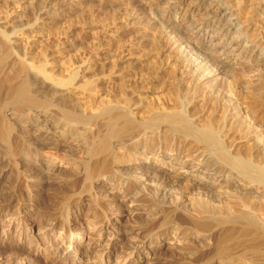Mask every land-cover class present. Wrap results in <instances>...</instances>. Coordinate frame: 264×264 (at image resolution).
Masks as SVG:
<instances>
[{
	"label": "rangeland",
	"instance_id": "rangeland-1",
	"mask_svg": "<svg viewBox=\"0 0 264 264\" xmlns=\"http://www.w3.org/2000/svg\"><path fill=\"white\" fill-rule=\"evenodd\" d=\"M142 1L0 0V34L7 38L9 46L6 59L0 63L2 75H7L4 76L5 78L0 75V113H6L4 110L11 108L16 102V99L13 98L15 93L12 92L21 82L23 83L25 75L26 84L30 87V91L35 93L41 101L45 100L54 106V108L38 109V112H46L48 115L41 117L35 124L32 122L35 129L32 128L31 134H34L38 128L41 130L39 135H42L40 142L47 144L57 141L65 145L68 143L72 148H64L61 154L65 155L67 150L73 151L75 154L71 161L56 162L53 165L42 159H26L22 153L25 149H34L35 146L30 145L34 143L33 137L26 138V141H30L29 144L28 142L23 143L18 138H13L14 131L3 124V127L7 129L6 131L4 128L0 130L3 133L0 135H4L3 138L0 136V205H3L13 196L28 195L26 186H29L30 189L28 190L33 193V196L43 199L44 213H52L57 208L63 194L71 190L72 186V189L75 187L76 192H80L83 187L90 183L86 180L88 179L86 175L89 166L92 164V167L95 161L103 155L100 152L91 155L92 151L90 152L87 146L84 152L82 150L77 151L75 147L81 145L78 144L80 143L78 137H86L85 140L88 144L94 147L110 130L103 126V123L109 120L107 116L116 117L114 127L118 128L122 124V122L120 123L122 117H119L122 116V113L132 115L136 121L140 122L151 111L171 109L178 98L181 101H188L185 104L190 102V106L187 108V111L189 110L188 115L195 119L194 121L198 126H202L204 122L206 123L210 119V116L219 119V115L222 116L226 111L228 112L230 108L227 101L229 102V97L234 94L233 97L242 100L240 103L243 102L241 104L247 107V110L245 109L246 119L240 118L242 123L239 122L244 127L247 126L248 131L252 130L247 131L248 136L244 142L236 140L237 142L228 144V147L234 148L231 149L234 155L235 153L236 155L245 153L241 156H259L255 154L257 152L254 151V149L256 150L254 146L257 147L255 143L259 140L264 142L261 140L264 139V137L261 138L264 135V94H258V97L255 95L256 99L259 98L257 102L259 101L260 104L257 103L252 106L248 101L249 98L246 99L249 95L245 94L248 95L245 97L243 93L246 89L249 90L253 87L258 89L260 86H264V0H202L203 3L201 0ZM220 5L224 7L221 10H219ZM155 10L156 13L159 10L160 12L169 11L171 18L175 19V24L186 27L195 24L207 30V34L212 40L211 50L215 52L216 60L219 61L220 59L225 62V65H228L226 66L227 70L229 69L228 74L226 73L227 76L220 75L222 78L217 77L219 82H217V78H215L216 80L209 78L204 81H207L206 83H202L203 81L201 82L197 78L198 75L195 76L192 74L193 72L190 73V70H193L189 68L190 64L187 57L182 54L181 49L180 51L179 48H171L172 45L165 35L166 29L160 27L156 22ZM259 55L261 56L259 57ZM18 65H21V69L12 74L11 69ZM221 81H224V84ZM220 85H224V89L226 86L225 90L228 91L223 90V92L225 91L223 94H227L220 104H225L215 108L217 110L215 112L213 103L220 101L217 97L223 89ZM206 88L207 90H205ZM211 88L214 90L215 97L213 94H208V89ZM231 90L232 95L231 92L229 93ZM236 92H241V94H236ZM227 96L229 99L226 98ZM208 97L212 99L207 100ZM214 99L216 101H212ZM191 100L193 101L191 102ZM246 100L249 106L245 103ZM254 106L255 108H253ZM221 109L225 112L219 111ZM220 112H223L222 115ZM60 113H69L74 115L76 119L88 118L89 120L91 117L90 122H93L95 116H100L96 118L99 123L100 121L102 123V125L98 123L97 138L94 137V140L90 141L88 136L87 139V136L83 134V131H87V129L80 124L75 128L76 133L79 134L66 135L70 127H65L61 130L66 136H60L61 130L55 127L59 123L62 124ZM235 113L233 110L230 112L232 115ZM195 115L196 117H193ZM118 117L120 120L117 121ZM104 125L108 126L107 123ZM114 127L112 125L111 129H115ZM165 130L167 129L164 126L160 128L161 135L165 133L164 135L167 136ZM47 132L48 134H46ZM225 132L228 133V127L222 132L223 136H228V134H224ZM250 134L251 138L249 137ZM255 136L260 139L258 140ZM229 139L231 140V137ZM256 139L257 142H254ZM252 143L254 144L252 145ZM170 147L175 150L178 149V145L173 144ZM249 147L251 150L248 149ZM187 149L188 146L184 147L183 145L179 156L174 154L171 156L169 151L160 153L156 151V146L149 147L143 143L141 146L131 148V152L140 155L141 158L143 155L145 160L135 159L133 162L126 159L125 162L131 164L129 166L122 165L118 168L119 172L125 173H122L123 176L121 175L123 180L127 178L131 180L132 189L129 187L126 191L123 186L121 187L122 190L113 188L112 185L105 182L104 187L95 184L94 190L97 194L108 196L100 201L99 204L102 205V208L112 209V206L118 205V201H120L119 204L124 207L123 210L130 213H127L128 216L125 217L110 218L111 222L118 224L122 230L129 232V235L121 234L118 238L109 239L106 233H100L99 236H96L95 231H86L87 236L84 239L82 249L84 255H81L80 258L77 256L73 264H99V259L94 258L95 253L109 245H114L115 248L111 249L108 264H113L115 258L120 259L123 251L131 248L132 245L141 247V256L131 264H201L195 259V254L199 250L201 251V246L204 245L200 237L198 238L193 234L184 237L181 235L182 237L179 238L174 237L171 233L167 235L165 232L167 226H162L164 215L159 212L158 208L151 209V204L146 200L140 201L142 204L140 202L132 203V200L137 199L140 195L148 197L147 192L149 190L147 189L152 191L148 176L143 179L145 182L131 179L132 173L138 168L144 169L145 167L150 173L155 171L160 176V181L168 184L170 192L175 189L172 194H176L175 192L178 191L179 195L184 196L182 206L190 204L191 196L186 190L194 183L201 186L213 185L215 181L210 176L212 174L201 179L200 176L192 175L189 168L180 170V162L186 161L184 156ZM247 149L250 150L251 155L250 153L246 154ZM261 156L260 158H264V155ZM108 163L99 166L110 168V163ZM195 163L192 161L190 166H194ZM124 168L127 171H124ZM52 169L59 170L54 171ZM131 169L134 170L131 171ZM221 176L217 181V183L221 181V185L232 180L228 173L224 174L223 178ZM170 185H174V187ZM185 186L187 187L184 188ZM139 188H142V192L145 191L140 194ZM219 188L215 189L216 192L220 190ZM224 189L221 188V191ZM259 193H252L251 196L256 199L260 198ZM134 194L139 195L134 196ZM110 196H114V199H110ZM133 197L135 198L133 199ZM77 198L81 201L77 208L81 211L80 223L91 226V223H87L86 217L91 219L93 214L98 211L94 208L93 201L87 193H83ZM76 199L70 202V206L75 205ZM33 202L26 200L21 205V209L27 210V207ZM109 203L111 206L108 205ZM32 219H35V216L33 218L26 214L22 220L29 222ZM0 223V234L4 231L9 234L10 238H17L13 221L7 222V218H3L0 214ZM146 224L150 225V229L154 227L155 231L151 229L152 232L161 233L159 234L161 235L160 240L158 239L160 243L157 244L153 239L148 238V231L144 229ZM31 235L40 239L43 234H39L37 229H34ZM89 236H92V241L88 243ZM49 242L57 248L60 256L56 257L57 254L53 251H33L30 249L27 251V260L31 264L46 262L48 264H60V258L65 260L71 250L64 252L65 246L58 245V241L54 238H51ZM178 242L180 246L177 244ZM18 244L20 245V243ZM4 245L7 246V244H1L0 247ZM147 249L150 250L148 254L145 253ZM85 251L88 254H85ZM105 255L107 257L108 253L106 252ZM88 256L89 260L86 261Z\"/></svg>",
	"mask_w": 264,
	"mask_h": 264
},
{
	"label": "bare ground",
	"instance_id": "bare-ground-1",
	"mask_svg": "<svg viewBox=\"0 0 264 264\" xmlns=\"http://www.w3.org/2000/svg\"><path fill=\"white\" fill-rule=\"evenodd\" d=\"M141 1L142 0H140V2ZM221 5L219 7V10L224 8ZM154 16H156V22L160 25V27H164L166 29L165 35L167 39H169L172 47L170 44L169 46L171 48L174 47V49L179 48V50H182V54L185 55V57H187L189 61V68L193 70H190V73L193 72L192 74H194L195 76L198 75L197 78H199L201 82L203 81L202 83H206L207 81H204L209 78L215 79L217 77L219 78L220 75L224 77L226 73L228 74L227 71H229V69L227 70L226 67L228 65H225V62L221 61L220 59L219 61H217L218 59L216 60L215 52L211 50L212 40L210 36H208L207 30H204L203 28L195 24H192L189 27L175 24V19L173 20L171 18V14L169 11L160 12L159 10ZM7 50H9L7 38H4V36L0 34V63L6 59L8 52ZM260 56L261 55H259V57ZM20 69L21 65H18L17 67L11 69V73H17V71ZM1 70L0 75L2 77L7 76H3ZM25 77L26 76L24 75L23 83L21 82L12 92L13 94L15 93L16 96L13 97L16 99H14L16 101H14V105L11 106V108L5 109L4 107V111H6V113H0V130L4 128V130L6 131L7 128L5 129V127H3V124H5V126L7 125L10 130L14 131L13 138H18L23 143L28 142L29 144L30 141H26V138L30 136L33 137L32 139H34V143L30 145H34V149H25L22 153L24 158L26 159H42L46 161V163H51L52 165L56 162L60 163L62 161H71L75 157L73 151L67 150L65 155L61 154L64 148H72V146L68 145L67 142H65L67 143L66 145L57 141L44 144L40 142V138H42L40 136L42 135H39V132L41 130H38V128L34 131V134H31L30 131L32 130V128L35 129L33 125L37 123L41 117L48 115L46 112H38V109L49 107L54 108V106L45 100L41 101L39 98H37L36 94L30 91V87L26 84ZM218 78L217 82H219ZM235 80L237 81V78ZM221 83L224 84V81H221ZM223 86L224 85H222L221 87ZM261 87L264 86H260V88L257 87L258 89H254V87L252 89L249 88V90H243L244 93L242 92L244 95H249V97H247L248 95H245V97H247L246 99L249 98L248 101H250L249 103L252 106L259 103V101L257 102L259 98L256 99V97L254 96L257 95L258 97V94H264V88L262 89ZM220 89H218L219 92ZM225 89L223 87L221 92H218L219 97L216 96L220 99V101H217L216 103L214 102L215 104L211 102L213 103V106L215 105L213 107L215 112L217 111L216 109L219 107V105L225 104H220V102L224 100V96H226L227 94H223L225 91H228ZM205 90H207V88ZM208 90V94L212 95L214 91L213 88ZM223 90L225 91L223 92ZM232 90L229 91V93L231 92V95ZM218 93L216 94L218 95ZM237 93L241 94V92H236V94ZM233 96L226 97L230 98V103L227 101V103L229 104L228 107L230 108L228 112L223 111V108L221 106L222 109L219 111H223L225 113L222 115L221 113L223 112H220L222 116L219 115V119H217V117L210 116V119H208L206 123L204 122L202 126H198V124H196L194 121L195 119H192V116L188 115L189 110L187 111V108L188 106H190V102L185 104L188 101H181L178 100V98L176 99V104H174V107H172L171 109L167 108V110L165 109L162 111H151L140 122L138 120L137 122L135 118L132 117V115L130 116L122 113V116H119L120 118L122 117L121 120L119 117L117 118V121L119 119L120 123L122 122V124H120L118 128L114 127V121L116 120V117L112 116L113 118H110L111 115L107 116L109 117V120L104 122L103 126L110 130L106 132L105 136H103V139L101 137L102 140H99L100 142L94 147L91 144H88V142L85 140V136V138H79L78 135V142H80L78 144L81 145L77 148L75 147L77 151L82 150L84 152L87 146L89 147V151H92L91 155H96V153L98 154L99 152L103 153V155L95 161V164L92 162L94 164L92 167V164L89 166L90 168L87 172L88 174L86 175V178L88 179L86 180H88V182L90 183L86 187H83L80 192H76V190L74 189L75 187L72 189L73 186H69L71 187V190H69L67 193L63 192L64 194L61 201L58 202L57 208L54 209L52 213H44L43 209L45 207L43 208V199L37 198L38 196H33V193L28 190L30 189L29 186H26L28 195L13 196V198H9L3 205H0V214L3 216V218H7V222L13 221L15 223L14 228L17 231V238L13 239L10 238L9 234L5 233L4 231H2V233L0 234V245L7 244V246L4 245L0 247V264L1 262H4V264H31L27 260V251L30 249L33 251H53V253L57 254L56 257L60 256L57 248L53 247L51 245V242H49L51 241V238L56 239L58 241V245L65 246L64 252H67L69 249L71 250L65 260H62L60 258V264H73L76 261L75 258L77 256L78 258H80L81 255H84L82 249L84 246V239L87 236V232L95 231L96 236H99L100 233H106L109 239L118 238L121 234L129 235V232L122 230V228H120L118 224L110 221L111 217L128 216V212H125L123 210L124 207L119 204L120 201H118V205L114 204L112 206V209L102 208V205L99 203L108 196H101L100 194H97L94 190V187L95 184H100V186L104 187V182L112 185L113 188L121 189V187L123 186L125 187L126 191L129 187H133V185H131L130 179L127 178L123 180L124 178H121V175L124 172H119L118 168H120V166L122 165L129 166L131 164L129 162L126 163V159L128 161L132 160L133 162L135 161V159L145 160V158L143 159V155L141 158L139 157L140 155L138 156V154H136L135 152V154L131 152V148L141 146L143 145V143H145L146 146L149 147L156 146V151L160 153L169 151V154L171 156L173 154L179 156L181 154L183 145L184 147L188 146V149L185 151L186 153L184 156L186 161L180 162V170L189 168L192 175L200 176L201 179L204 176H209L210 174H212L210 176L213 177L215 182L213 183V185L210 184L208 186H201L196 183H194L192 186L189 185L190 188L184 190H186V192H188V194H190L191 196V199L189 198L190 204L185 202L188 205L182 206V204L184 203V196L179 195L180 193L178 191L175 192L176 194H172V192H174L173 190L175 189L170 192V190L168 189L169 186H167L168 184L166 185L163 181H160V176L155 173V171L153 173H150L149 171L147 172V168L145 167L144 169L138 168L135 169V171L132 173L133 176L131 179L140 181L143 180L145 176H148V180L151 181L149 183L152 186L150 184L149 185L151 186L152 191H150L151 189H147L150 191L147 192V195H149L148 197L141 195L138 196L139 194H134V196H138V198L134 199L135 197H133L134 200H132V203H138L142 200H146V202L148 201L151 204V209L158 208L160 210L159 212L164 215V219L162 218L164 222L162 226H167V228L165 227V232L167 235H170L171 233L174 237L179 238L182 236L184 237L186 235L193 234L198 238L200 237L204 245H202V247L198 241L199 247L201 246L202 250H199V252L195 254V259L198 260V262H201V264H264V158H260L261 155H264L262 154L264 153V147H262L264 146L262 145L264 142H260V138L258 139V137L255 136L259 141L257 142V139L254 141L257 142L255 143L257 147L254 146V148H256V150L254 149V151L257 152L255 154L259 155V158L254 156L248 157L249 155L245 157L241 156L245 154L243 152V154L239 153L238 155H236V153L235 155L232 154L233 152H231V149L233 147H228V144H233L236 140L238 142H244L248 136L247 131L249 130V128H246L247 126L244 127L241 124L242 120L240 121V118L246 119L245 109L247 110V107L245 105L244 107L243 104H241L243 102L240 103V101L242 100H239ZM209 97L207 100L212 99H209ZM215 99L212 101H216ZM192 101L193 100H191V102ZM248 101L244 102L248 104ZM261 101L262 100L260 99V102ZM39 103L42 104V107H40L41 104ZM225 107L227 108L226 105ZM253 108H255V106ZM232 110L236 112L234 115L230 114ZM60 115L62 124L59 123L55 127H58V129L60 130L65 127H70L68 132H66V135L75 134L76 126L80 124L82 125V127L87 129V131H83V134L87 136V139L88 136L90 137V141H93L94 137L95 139L97 138L96 134L99 133V127H97L99 126V122L98 120H96V118L100 116H95V119L94 117H92L94 120L93 122H90L89 120L91 119V117L88 120V118L76 119L74 115L72 116L69 113H60ZM214 115L216 116L215 113ZM197 116L199 117V115ZM193 117H196V115ZM32 122L34 124H32ZM112 122L113 124H111ZM105 123H107L108 126L104 125ZM110 125L111 127L113 125L115 129H111ZM163 126L167 129L165 130L167 136L164 135L165 133H163L164 136L161 135L160 128ZM227 127L228 133L225 132L224 134H228V136H223L222 132ZM77 133L75 135H77ZM0 134L3 133L0 132ZM46 134H48V132ZM46 134L43 135L46 136ZM148 134L149 136L147 137ZM59 135L62 137L66 136L63 135L62 130L59 132ZM1 137L3 138L4 135H2ZM227 137L229 141L227 140ZM229 137H231V140L233 139V142L229 139ZM249 137L251 138V134ZM262 137H264V135L261 136V138ZM261 140L264 141L263 138ZM173 144L176 146L178 145V149L175 150L173 149V147L171 148L170 145L173 146ZM253 144L254 143H252V145ZM248 149L251 150L250 147ZM248 149L246 154L250 153L251 155V152L250 150L248 151ZM238 151L240 152V150ZM192 161L196 162L194 166H190ZM106 162L110 163V168L102 167V165L101 167L99 166L100 164H105ZM133 170L131 169V171ZM124 171L127 170H125L124 168ZM36 172L35 174H38ZM226 173H228L232 177V180L228 181L229 183L224 182V187L220 184L221 181L218 183L217 181L220 179V175H222L221 177L223 178L224 174ZM134 186L136 187V185ZM187 186H185L184 188H186ZM220 186H223L221 188H225L226 190L224 189V191H221V188H219ZM172 187H174V185ZM217 187L220 189L218 190L220 192H216L215 189H218ZM140 190L138 191L140 192V194L145 191L144 189L143 192L142 190ZM258 192H260V198L256 199L251 196L252 193L258 194ZM83 193H87L90 196L93 201L94 208L96 209V211H98L96 213L92 212L94 214L91 219L86 217L87 223H91V226L80 223L82 216L81 211L77 208L79 207L81 201L80 199L77 200V197H80V195ZM109 198L114 199V196H110ZM74 199L77 200L75 202V205L70 206V202ZM26 200H28L29 202H34L27 207V210L24 211L23 209H21V205L26 202ZM108 205L111 206L110 203ZM181 206L182 208H180ZM51 209H53V207H51ZM26 214L31 215L33 218L35 216V219H32L29 222L23 221V216ZM157 228H159V226ZM34 229H37L39 234H43L40 239H36L31 235ZM144 229L148 231V233H146L148 234L149 239H153L154 242H157V244L160 243L158 239L160 238L161 235L159 234L161 233L152 232L151 229H153V231H155V229L154 227H151L150 229V225H144ZM91 241L92 236H89L88 243ZM18 243H20V245ZM177 244H179V242ZM114 248V245L104 247L102 248V250L95 253L94 258L99 259V264H108L109 255L112 251L111 249ZM140 249L141 247L132 245L131 248L123 251L124 253L121 255L120 259L115 258L113 264H131L134 261H137L141 256ZM196 250H198V248H196ZM106 252L108 253L107 257L105 255ZM145 253H150V250L147 249ZM85 254H88V252L85 251ZM85 260L88 261L89 256L86 257ZM43 264L48 263L46 262Z\"/></svg>",
	"mask_w": 264,
	"mask_h": 264
}]
</instances>
